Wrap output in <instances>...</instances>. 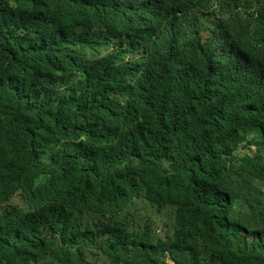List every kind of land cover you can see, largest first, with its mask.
<instances>
[{"label":"trees","instance_id":"trees-1","mask_svg":"<svg viewBox=\"0 0 264 264\" xmlns=\"http://www.w3.org/2000/svg\"><path fill=\"white\" fill-rule=\"evenodd\" d=\"M262 185L264 0H0V264H264Z\"/></svg>","mask_w":264,"mask_h":264},{"label":"rangeland","instance_id":"rangeland-1","mask_svg":"<svg viewBox=\"0 0 264 264\" xmlns=\"http://www.w3.org/2000/svg\"><path fill=\"white\" fill-rule=\"evenodd\" d=\"M47 152H50L52 149H53V146L51 143H48L46 146H45ZM258 185H260L261 183L258 182L257 183ZM261 189V192L264 193V185L260 186L259 187ZM264 197V196H262ZM17 199H13L11 201V204H17V203H21V198L20 196L16 197ZM139 212L141 214H144L146 217H143V219L141 220H138L140 222V224H143L144 222H147L149 224V227H150V231H151V234L152 236H156V237H159V238H164V233L165 232H168L166 231V227L168 226L170 232L168 233H171L172 232V220H171V214L168 212V211H165V210H162V212L160 213V217L159 218L157 216V213L153 212V211H150L149 209H143V210H139ZM152 213V215H151ZM151 218L150 221L149 220H146L148 218ZM163 222L166 223V225L163 224ZM142 228V227H141ZM90 255V253H89ZM94 255V254H93ZM89 260L91 262V264H100L99 263V260H97V257L94 255V257L90 258L89 256ZM168 263H171L170 260H166ZM42 264H46V262H42ZM50 264H59V263H50Z\"/></svg>","mask_w":264,"mask_h":264},{"label":"clouds","instance_id":"clouds-1","mask_svg":"<svg viewBox=\"0 0 264 264\" xmlns=\"http://www.w3.org/2000/svg\"><path fill=\"white\" fill-rule=\"evenodd\" d=\"M126 58H129V56L127 55ZM48 136L47 137H50V138H53L51 135L47 134ZM48 143H51L52 146H53V149L50 151V152H47L45 146L48 144ZM42 147H43V150H44V156L46 157L47 160H50L53 155L55 154V152L59 151V154H61V150H62V145L59 144V143H56L54 141V138L53 139H49V140H46L42 143ZM135 228L139 231H145V228L147 227L148 229H150L149 227V224L147 222H144L143 224H140L139 221H136L135 223ZM142 227V228H141ZM86 253L88 254V250H85ZM168 260V259H167ZM170 262H172V264H174L173 261L170 260Z\"/></svg>","mask_w":264,"mask_h":264}]
</instances>
